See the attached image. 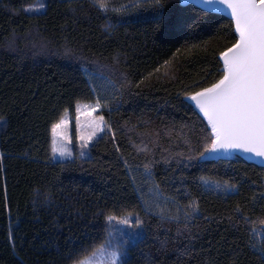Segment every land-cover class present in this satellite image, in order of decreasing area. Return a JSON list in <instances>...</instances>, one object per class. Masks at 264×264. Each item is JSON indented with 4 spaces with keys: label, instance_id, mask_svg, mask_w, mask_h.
Masks as SVG:
<instances>
[{
    "label": "trees",
    "instance_id": "16d2710c",
    "mask_svg": "<svg viewBox=\"0 0 264 264\" xmlns=\"http://www.w3.org/2000/svg\"><path fill=\"white\" fill-rule=\"evenodd\" d=\"M41 3L46 8L26 11ZM162 3L108 0L104 13L93 0H0V264H74L106 238L109 212L144 221L140 229L125 227L139 233L126 246L127 264H260L247 230L227 217L237 204L253 215L264 211V166L238 154L198 158L206 121L185 100L219 78V53L234 26L194 3ZM97 97L96 115L115 141L101 133L84 157L75 143L74 159L51 160L50 123ZM135 145L150 149L163 208L199 202L190 231L183 216L177 224L145 214L146 154ZM202 176L237 182L240 194L205 192Z\"/></svg>",
    "mask_w": 264,
    "mask_h": 264
},
{
    "label": "snow or ice",
    "instance_id": "6c2138e0",
    "mask_svg": "<svg viewBox=\"0 0 264 264\" xmlns=\"http://www.w3.org/2000/svg\"><path fill=\"white\" fill-rule=\"evenodd\" d=\"M154 3L157 8L164 7L162 0H154ZM93 4L101 12L107 13L109 10L108 0H93ZM202 4L206 11L226 13L230 17L231 25L234 26V35L230 46L219 53L218 59L222 61L219 78H214L185 95V100L190 101L206 121V128L202 129V140L197 147L198 158L207 159L214 154L239 152L248 155L250 159L259 158L261 164H264V0H202ZM44 8L46 4L41 3L35 9L29 8L26 11H40ZM182 24L180 20L176 22L177 30ZM101 108L102 101L99 97L93 104L81 105L77 102L75 106L76 139L80 142L81 157L86 155L83 150L94 140L103 138L100 133L106 135L111 132L115 141V133L105 117L93 115ZM82 116L88 118L83 123ZM49 135L51 160L63 163L73 158L72 150L66 147L72 143L68 109L50 123ZM155 136L158 137L159 133H155ZM152 142L158 143V140ZM135 147L139 152L146 154L147 162L143 163L141 178L143 183L150 185V188L147 198L145 195L140 197L145 214L158 216L160 222L177 224L183 216V227L190 231L189 226L200 215L199 202L193 199L186 205L177 203L175 211L163 208L161 206L163 189L153 178L154 161L147 160L150 149L147 145ZM116 151H120L118 146ZM188 158L194 157L190 155ZM124 164L125 167H129L126 159ZM199 179L205 192L221 194L225 198L240 194V184L237 182L203 176ZM132 181L134 184L137 182L135 176L132 177ZM259 198L264 200V191L259 193ZM169 199L174 198L166 197L165 201ZM256 200L257 196L253 195L250 202L255 203ZM227 218L233 227L243 226L247 230L252 240L250 247L260 264H264V239L259 241L253 239L264 237V211L260 215H253L246 205L237 204ZM105 219L108 226L106 238L95 247L90 256L74 261V264H127L126 246L130 242H135L132 238L139 233L127 232L125 227L140 229L144 221L138 214L134 218L131 214L118 217L110 212L105 215ZM177 234H180L179 227ZM229 264H239V261L233 258Z\"/></svg>",
    "mask_w": 264,
    "mask_h": 264
},
{
    "label": "water",
    "instance_id": "95a60500",
    "mask_svg": "<svg viewBox=\"0 0 264 264\" xmlns=\"http://www.w3.org/2000/svg\"><path fill=\"white\" fill-rule=\"evenodd\" d=\"M189 3H194L196 4L197 6L205 9V6L202 4V0H181V4L182 5H186V4H189ZM219 14H222L224 16H226L227 18L230 19V17L226 14V13H220V12H217ZM233 154H238L240 155L241 157L249 160V161H252L254 163H257V164H260L262 166H264V164H261L260 162V159L259 158H249L248 155L246 154H243V153H239V152H235V153H220V154H214L212 156H210V159L212 160H226V159H229Z\"/></svg>",
    "mask_w": 264,
    "mask_h": 264
},
{
    "label": "rangeland",
    "instance_id": "374dc122",
    "mask_svg": "<svg viewBox=\"0 0 264 264\" xmlns=\"http://www.w3.org/2000/svg\"><path fill=\"white\" fill-rule=\"evenodd\" d=\"M94 116H96V113L93 114ZM70 118V134L72 136V143L71 145H66V147H69L74 155V149H75V143H76V150H78V153L80 155L81 149H80V142L76 139L77 133H76V125H75V119H76V111L74 110V113L72 116L69 115ZM82 119V123L85 122L88 118L87 117H81ZM101 134V133H100ZM50 148H51V144H50ZM91 254L87 255L90 256ZM86 258V257H85ZM83 258V259H85ZM82 260V259H81Z\"/></svg>",
    "mask_w": 264,
    "mask_h": 264
}]
</instances>
